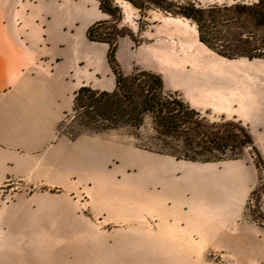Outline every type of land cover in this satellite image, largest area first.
<instances>
[{
    "label": "rangeland",
    "instance_id": "1",
    "mask_svg": "<svg viewBox=\"0 0 264 264\" xmlns=\"http://www.w3.org/2000/svg\"><path fill=\"white\" fill-rule=\"evenodd\" d=\"M195 1L200 5H220L251 0ZM114 2L121 9L119 27L129 30L133 35L131 37L127 33L122 36L115 49V61L123 75L129 76L134 70L160 74L165 90L176 91L179 97H193L195 102L209 105L211 109L197 110L209 122L222 118L240 120L248 128L255 151L247 149L241 159L211 164L225 169L231 166V162L238 161L243 166L238 171L247 178L252 177L245 187L240 222L255 225L259 234H264V61L243 58L227 60L213 54L216 65L220 64L226 69L225 64L221 63L225 59L234 64L233 67L236 65V68L225 71L219 79L217 76L215 80L193 84V81H186L185 77L194 71L193 66H200V60L196 59L194 52L186 57L188 49L184 47L189 46L197 37L194 24L155 10L141 15L123 0ZM35 6L36 14L41 11L48 14H44L47 15L44 20L50 38L48 51L53 57L58 55L62 58L53 74L56 78L60 77L62 82L66 80L68 89L74 88L77 80L89 74L92 69L86 63L72 62L73 49L78 48L81 53H86L87 50L83 49L85 46L94 48L92 54L95 57L98 53L95 47L83 43L92 7L73 0H35ZM152 42L182 47L150 48L140 45ZM99 58L97 63L101 69L103 61ZM175 58L178 65H175ZM73 93L70 95V107L66 111L68 116L64 115L62 119L66 123H63L61 130L58 124L59 138H67L65 163L60 162L67 173L56 172V185L26 188L16 183L1 187L2 197L8 204L20 198L26 202L37 200L43 204L42 235L25 237L24 263L160 264V255L167 251L192 252L188 246L168 243L169 236L177 233L168 227L173 219L167 221L165 218H157L150 211V193L160 192V189L150 184L149 175L151 170L160 172L166 168L172 169L171 163L174 166L204 163L175 160L172 156L142 149L143 145L159 149L158 145H151L146 140L149 133L147 127L141 128L139 132L121 128L96 135L83 134L71 139L70 133L75 134L77 130L71 117ZM67 94V90L62 94L63 103L69 99ZM66 131L69 133L65 134ZM75 140L81 144L71 145ZM83 147L92 150L103 147L110 156L101 165H92V155L86 153L84 158L79 159L78 168H75L74 162H70L71 157H78L77 153L81 156ZM135 155L142 157V165L134 162ZM154 158L163 162L155 165L151 162ZM18 206L20 211L23 210V203ZM176 220L173 221L177 224ZM201 253L208 264H235L231 255L221 251L201 247Z\"/></svg>",
    "mask_w": 264,
    "mask_h": 264
},
{
    "label": "crops",
    "instance_id": "2",
    "mask_svg": "<svg viewBox=\"0 0 264 264\" xmlns=\"http://www.w3.org/2000/svg\"><path fill=\"white\" fill-rule=\"evenodd\" d=\"M73 1L92 7L83 43L97 49L96 57H101L103 67L99 69L98 59L92 54L94 48L83 46L86 53L73 49L72 62L86 63L92 70L80 77L74 88L68 89L66 80L62 82L53 74L62 58L58 55L53 57L48 51L50 38L44 20L47 12L36 14L35 0H0V264H25V237H41L43 219L40 201L26 202L20 198L8 204L2 197L1 187L16 183L26 188L56 185V172L67 173L60 163H65L67 156V138H59L58 124L70 107L71 93L83 85L106 91L115 88L114 76L106 60L107 46L91 42L86 37L87 28L105 17L99 12L95 0ZM45 13L47 15L44 16ZM192 41L184 47L188 49L185 55L188 57L194 52L200 66H193L194 71L185 77L186 81H193V84L209 82L208 79L215 80L217 76L219 79L225 71L236 68L224 60L221 63L226 69L216 65L214 53L197 37ZM140 45L178 47L156 42ZM174 61L175 65L179 64L176 58ZM65 90L69 99L63 103ZM180 98L196 111L211 109L206 103L195 102L193 97ZM74 143L81 144L75 140L71 145ZM82 151L81 156L77 153L78 157H71L70 162H74L75 168L86 153L92 155V165H101L110 156L103 147L93 150L83 147ZM141 158L135 155L133 159L142 165ZM151 162L157 165L163 161L154 158ZM241 167L238 161L231 162V166L225 169L207 162L196 166H174L171 163L170 170L150 171V184L160 189V192L150 193V211L167 221L177 219V224L172 220L168 225L177 231L169 236L168 243L192 249L190 253H162L160 264H208L201 247L231 255L235 264H264V234H259L255 225L240 222L245 187L252 178L243 176L238 171ZM180 169L183 171L173 173ZM21 203L23 210L20 211L18 204ZM11 235L13 237L9 241Z\"/></svg>",
    "mask_w": 264,
    "mask_h": 264
},
{
    "label": "trees",
    "instance_id": "3",
    "mask_svg": "<svg viewBox=\"0 0 264 264\" xmlns=\"http://www.w3.org/2000/svg\"><path fill=\"white\" fill-rule=\"evenodd\" d=\"M95 1L105 18L90 25L86 37L107 46L106 60L115 88L106 91L83 85L74 91L71 117L77 130L75 134L70 133L71 139L121 128L139 132L147 127L146 140L159 149L141 145L142 149L172 156L175 160L215 163L241 159L247 149L255 151L252 135L240 120L222 118L209 122L176 91L165 90L160 74L134 70L129 76L123 75L115 61V49L122 36L133 35L119 27L121 9L114 0ZM123 1L141 15L155 10L191 22L199 42L227 60L264 61V0L220 5H200L195 0ZM63 123L66 120L59 123L60 130Z\"/></svg>",
    "mask_w": 264,
    "mask_h": 264
},
{
    "label": "bare ground",
    "instance_id": "4",
    "mask_svg": "<svg viewBox=\"0 0 264 264\" xmlns=\"http://www.w3.org/2000/svg\"><path fill=\"white\" fill-rule=\"evenodd\" d=\"M225 60V59H224ZM224 62H227V61H224ZM228 63V62H227Z\"/></svg>",
    "mask_w": 264,
    "mask_h": 264
}]
</instances>
